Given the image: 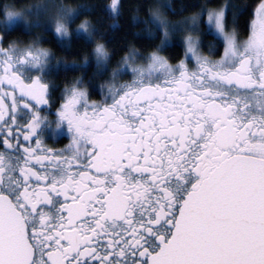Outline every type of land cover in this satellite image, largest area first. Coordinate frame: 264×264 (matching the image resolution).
Wrapping results in <instances>:
<instances>
[{
    "label": "snow or ice",
    "instance_id": "obj_1",
    "mask_svg": "<svg viewBox=\"0 0 264 264\" xmlns=\"http://www.w3.org/2000/svg\"><path fill=\"white\" fill-rule=\"evenodd\" d=\"M47 7L0 4V264H264V0L243 41L237 27L226 31L230 5L208 11L220 59L201 55L191 35L175 65L158 51L136 65L132 49L101 86V102H89L80 78L66 85L54 121L41 115L52 87L44 77L59 66L52 54L35 42L4 46L12 31L40 27ZM80 11L58 8L61 41L95 38L88 20L69 31ZM108 12L118 17L120 0ZM202 15L185 29L158 10L145 23L163 30L162 49L171 32L199 31ZM94 55L103 75L104 44ZM49 130L70 143L43 148Z\"/></svg>",
    "mask_w": 264,
    "mask_h": 264
},
{
    "label": "trees",
    "instance_id": "obj_2",
    "mask_svg": "<svg viewBox=\"0 0 264 264\" xmlns=\"http://www.w3.org/2000/svg\"><path fill=\"white\" fill-rule=\"evenodd\" d=\"M226 0H170L169 7H164V14L170 22L200 13L203 9L200 47L203 51L209 50V46H217L218 50L212 55L218 56L222 51V42L217 44L213 35L207 31L204 24L205 13L208 9L216 8ZM230 9L228 11L227 27H237L239 38L246 37L250 30V21L254 17V9L262 0H227ZM51 2L56 10L63 5L68 8L80 9V15L70 24L69 31L75 29L85 20L90 21L96 31L91 43L85 44L83 39L75 36L71 42L61 41L53 32L52 27L46 30L30 29L25 31L22 27L12 31L4 43L17 41L18 45L35 42L39 46H45L52 52L51 64L58 66V70L51 71L47 76L53 79L54 86L70 85L82 74L85 82L96 86H102L106 82L108 70L118 66L120 60L128 55L132 49L140 53L141 58L149 53L157 52L170 62H174L184 56V46L173 40L169 46L158 49L162 40V33L152 23L150 12L158 6V0H120V14L113 17L108 12L111 0H0V4L14 5L16 9H25L35 5ZM239 12L236 24L233 25V13ZM135 18V19H134ZM30 19H35L31 17ZM118 24L113 30L110 25ZM98 43L104 44L109 53L108 70L103 75L97 74L94 48ZM87 61V64H85ZM75 65V67H72ZM67 66V67H66ZM91 82V83H90Z\"/></svg>",
    "mask_w": 264,
    "mask_h": 264
},
{
    "label": "flooded vegetation",
    "instance_id": "obj_3",
    "mask_svg": "<svg viewBox=\"0 0 264 264\" xmlns=\"http://www.w3.org/2000/svg\"><path fill=\"white\" fill-rule=\"evenodd\" d=\"M20 47L21 49L27 47V46H18ZM36 48H39V49H43V50H47V47L45 46H35ZM224 47V46H223ZM50 52V51H49ZM52 54V52H50ZM199 53L203 56H207L209 59H212V60H218L220 59L222 53H223V48H222V51L220 52V54L218 56H213L212 53L209 52V50H206V51H203L201 49V47L199 46ZM184 59V56L174 62H170L169 60V63L170 64H177L178 62H180L181 60ZM187 64H188V67H189V70H195V61L192 60V61H187ZM111 72H112V69L109 71L108 70V76L106 75L104 78L106 79V82L104 83V91H107V84L108 82L110 81L111 79ZM37 75H40V73L38 72H25L24 73V76L26 79L28 78H31V77H34V76H37ZM78 78H80L82 80V83L80 84V87L81 89H86L89 93V102H101L103 100V96H102V93H101V87L100 86H94L89 83H86L85 82V78H87L88 76H84L82 74L81 75H78L76 76ZM53 79L55 78H51L49 79V76H45L44 77V82L45 83H51L52 87L50 88L49 90V104L44 106V110L42 111L41 115H44V116H47L49 120H56V115L55 113L57 112L58 108L60 107V104L62 103V99H63V90L65 88L66 85H59V86H54L53 84ZM132 79V74L129 73L127 75H124V77H122L120 80L117 81V83H124L126 81H130ZM28 119V117H24V119H19L18 120V124L21 125V127L23 126V124L26 122V120ZM54 127V125H53ZM20 142L25 146V147H35V141H31V143L29 142H26V141H23V133H21L20 137ZM0 140H2V137H0ZM13 142L15 143V131H14V135H13ZM70 143V138L68 136H63V137H60V138H56V139H53L51 137V131L49 130L48 134L43 138V144H42V147L43 148H51V149H54V150H61V149H64L68 144ZM0 151H3V147L2 145H0ZM38 154H41V153H38ZM35 168L37 171L40 170V166L39 165H35Z\"/></svg>",
    "mask_w": 264,
    "mask_h": 264
},
{
    "label": "rangeland",
    "instance_id": "obj_4",
    "mask_svg": "<svg viewBox=\"0 0 264 264\" xmlns=\"http://www.w3.org/2000/svg\"><path fill=\"white\" fill-rule=\"evenodd\" d=\"M261 2H262V1H261ZM261 2H260V3H261ZM260 3H259V4H260ZM225 4H228V1H227V0L224 1V3H222L220 6H218V7H216V8L208 9V10L206 11V13H205V17H204V20H203V21H204V24L206 25L205 21H206V19H207V13H208L209 10H213V9H215V10H219V9L222 8ZM259 4H258V5H259ZM41 5H47L48 7H47V10L44 12V14L40 17V19H41V26L38 27V29H41V30L44 31V30H46V28H48V26H49V27H52V30H53L54 33H55V23H56V19H57V11H58V9L56 10L55 5H53L51 2L44 3V4H41ZM109 5H110V4H109ZM165 5H167V6L169 7V5H170V0H158V6L150 12V19L152 20V13L158 10V11L160 12V14L162 15V17H163L166 21L169 22V24L177 25L178 28L185 29V28L187 27V23L190 21L191 17L194 16V15H196V14H193V15H191V16H188V17H185V18H183V19H180V20H178L177 22H174V21H173V22H170V21L167 19V17L165 16V14H164V7H165ZM258 5H257V6H258ZM257 6H256V7H257ZM255 9H256V8H255ZM255 9H254V10H255ZM17 10H18V9H17ZM30 18H31V17H29V19H30ZM254 18H255V17H253L252 20H253ZM252 20L250 21V24H251ZM201 22H202V20L200 21V26H199L200 29H201ZM206 27H207V25H206ZM34 28H36V27H34ZM34 28H31V29H34ZM232 29H233V27H226V31H227V32H231ZM160 31H161V33H162V38H163V30L161 29ZM55 34H56V33H55ZM169 35H170L169 44H170L173 40H175V41L180 42V43L182 44V46H185L184 43H183V40H184V38H185L186 36H188V35H191V36H193L194 38H197V37H198V38L201 40V35H199V31L190 32V31H187V30H177V31H175V32H171ZM248 35H249V33H248ZM248 35H247V36H248ZM247 36H246V37H243V38H239L240 41H243V40L247 39ZM8 43H9V42L4 43V46H7ZM32 43H33V42H32ZM32 43H29V44H32ZM29 44L18 45V46H28ZM160 44H161V43H160ZM222 44H223V43H222ZM35 46H37V45H35ZM223 46H224V45H223ZM25 48H26V47H25ZM147 55H148V54H147ZM147 55H145V56H143V57H141V58H137L136 61H135V64H136V65H141V64L146 65V64L148 63V61H147V59H146ZM159 55H160V54H159ZM124 57H125V56H124ZM124 57H123V58H124ZM123 58L120 60V62L123 60ZM122 77H124V76H122ZM122 77L118 78V80H120Z\"/></svg>",
    "mask_w": 264,
    "mask_h": 264
}]
</instances>
